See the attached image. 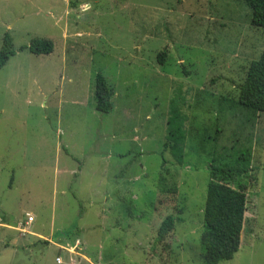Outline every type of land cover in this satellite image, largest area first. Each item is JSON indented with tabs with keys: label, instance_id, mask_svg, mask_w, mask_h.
<instances>
[{
	"label": "rangeland",
	"instance_id": "1",
	"mask_svg": "<svg viewBox=\"0 0 264 264\" xmlns=\"http://www.w3.org/2000/svg\"><path fill=\"white\" fill-rule=\"evenodd\" d=\"M250 18L244 0H0V49L7 32L16 49L0 69V264H205L209 166L249 147L240 249L218 264H264V114L238 102L264 52ZM35 37L54 51L19 50Z\"/></svg>",
	"mask_w": 264,
	"mask_h": 264
},
{
	"label": "trees",
	"instance_id": "2",
	"mask_svg": "<svg viewBox=\"0 0 264 264\" xmlns=\"http://www.w3.org/2000/svg\"><path fill=\"white\" fill-rule=\"evenodd\" d=\"M251 8V24L264 29V0H244ZM54 42L50 38L35 37L29 45L19 50L28 49L36 55L50 54L54 51ZM16 54L14 41L9 32L4 35L0 49V69ZM166 50L158 54V61L163 64ZM113 87L101 73L95 79V106L103 113L113 109ZM238 102L250 114H264V52L259 59L252 60L244 81L239 85ZM172 112H173V105ZM248 117V120L251 119ZM184 121V120H183ZM170 148L176 160L183 161V142L186 139L183 122L177 125L173 119L168 123ZM66 152V149H64ZM235 165H219L215 161L209 166V181L207 184L206 202L203 214V227L200 241L203 247L205 264H218L230 260L240 249L241 234L248 211V188L250 177L249 166L252 161V148H246L239 156ZM176 216L167 215L161 222L155 244L163 242L166 236L174 230ZM77 230L64 231L63 235ZM46 242V241H44Z\"/></svg>",
	"mask_w": 264,
	"mask_h": 264
},
{
	"label": "built area",
	"instance_id": "3",
	"mask_svg": "<svg viewBox=\"0 0 264 264\" xmlns=\"http://www.w3.org/2000/svg\"><path fill=\"white\" fill-rule=\"evenodd\" d=\"M29 221H33V217L32 216L29 217ZM58 261L60 262L61 260L58 259Z\"/></svg>",
	"mask_w": 264,
	"mask_h": 264
},
{
	"label": "crops",
	"instance_id": "4",
	"mask_svg": "<svg viewBox=\"0 0 264 264\" xmlns=\"http://www.w3.org/2000/svg\"><path fill=\"white\" fill-rule=\"evenodd\" d=\"M34 233V232H33ZM101 246V245H100ZM64 247V246H63Z\"/></svg>",
	"mask_w": 264,
	"mask_h": 264
}]
</instances>
